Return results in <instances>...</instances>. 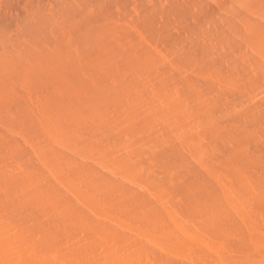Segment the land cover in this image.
Segmentation results:
<instances>
[{
	"label": "bare ground",
	"instance_id": "1",
	"mask_svg": "<svg viewBox=\"0 0 264 264\" xmlns=\"http://www.w3.org/2000/svg\"><path fill=\"white\" fill-rule=\"evenodd\" d=\"M0 264H264V0H0Z\"/></svg>",
	"mask_w": 264,
	"mask_h": 264
}]
</instances>
